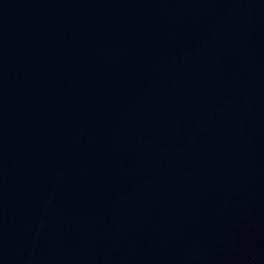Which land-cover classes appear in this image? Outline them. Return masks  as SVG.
<instances>
[{
	"label": "water",
	"instance_id": "water-1",
	"mask_svg": "<svg viewBox=\"0 0 264 264\" xmlns=\"http://www.w3.org/2000/svg\"><path fill=\"white\" fill-rule=\"evenodd\" d=\"M0 264H264V0H0Z\"/></svg>",
	"mask_w": 264,
	"mask_h": 264
}]
</instances>
